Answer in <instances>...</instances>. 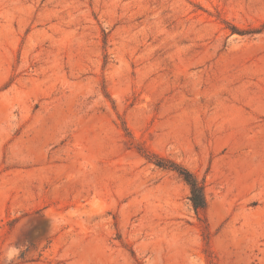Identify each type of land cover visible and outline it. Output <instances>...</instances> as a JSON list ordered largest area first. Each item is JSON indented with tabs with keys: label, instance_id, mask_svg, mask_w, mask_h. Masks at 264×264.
Returning <instances> with one entry per match:
<instances>
[{
	"label": "rangeland",
	"instance_id": "1",
	"mask_svg": "<svg viewBox=\"0 0 264 264\" xmlns=\"http://www.w3.org/2000/svg\"><path fill=\"white\" fill-rule=\"evenodd\" d=\"M0 264H264V0H0Z\"/></svg>",
	"mask_w": 264,
	"mask_h": 264
},
{
	"label": "trees",
	"instance_id": "2",
	"mask_svg": "<svg viewBox=\"0 0 264 264\" xmlns=\"http://www.w3.org/2000/svg\"><path fill=\"white\" fill-rule=\"evenodd\" d=\"M163 161L158 158L155 161V164L164 169L173 170L177 175L183 180V182L189 188V201L193 209L197 212L203 211L206 207V200L204 196V188L201 182H199L196 177L186 168L171 162L167 161V164H163Z\"/></svg>",
	"mask_w": 264,
	"mask_h": 264
},
{
	"label": "clouds",
	"instance_id": "3",
	"mask_svg": "<svg viewBox=\"0 0 264 264\" xmlns=\"http://www.w3.org/2000/svg\"><path fill=\"white\" fill-rule=\"evenodd\" d=\"M19 255V250L12 248L9 250V254L7 255V259L9 261L13 260L16 256Z\"/></svg>",
	"mask_w": 264,
	"mask_h": 264
}]
</instances>
